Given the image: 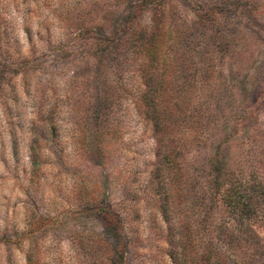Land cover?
<instances>
[{
    "label": "clouds",
    "instance_id": "obj_1",
    "mask_svg": "<svg viewBox=\"0 0 264 264\" xmlns=\"http://www.w3.org/2000/svg\"><path fill=\"white\" fill-rule=\"evenodd\" d=\"M0 264H264V0H0Z\"/></svg>",
    "mask_w": 264,
    "mask_h": 264
}]
</instances>
